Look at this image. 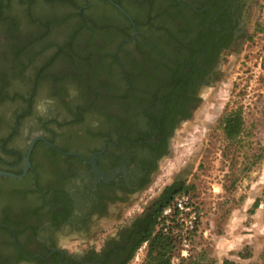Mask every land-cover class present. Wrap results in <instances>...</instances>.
Listing matches in <instances>:
<instances>
[{"label":"flooded vegetation","instance_id":"af4514ba","mask_svg":"<svg viewBox=\"0 0 264 264\" xmlns=\"http://www.w3.org/2000/svg\"><path fill=\"white\" fill-rule=\"evenodd\" d=\"M254 5L86 0L82 14L95 10L97 17L85 14L79 32L108 37L114 54L101 55L106 45L87 37L59 49L72 59L67 74L79 86L57 82L58 115L53 103L35 110L34 97L17 99L15 62L33 48L25 45L28 32L2 12L0 264L129 259L160 206L165 188L156 198L149 194L176 134L222 80ZM18 100L19 108L8 106Z\"/></svg>","mask_w":264,"mask_h":264},{"label":"rangeland","instance_id":"374dc122","mask_svg":"<svg viewBox=\"0 0 264 264\" xmlns=\"http://www.w3.org/2000/svg\"><path fill=\"white\" fill-rule=\"evenodd\" d=\"M253 3L246 35L229 54L222 80L177 132L173 151L149 194L156 198L178 178L190 187L203 221L187 264L226 259L264 264V0ZM85 4L86 0H0V18L4 11L28 32L25 45L33 51L27 59L15 62L13 86L17 99L34 97L35 110L58 103L57 82L64 80L69 88L79 86L67 74L73 62L60 55L61 47L69 43L70 48L73 39L83 37L97 46L101 41L106 48L110 46L108 37H94L89 28L79 32L85 14L97 17L95 10L82 14ZM119 36L115 46L125 38L124 33ZM104 51L101 55L106 58L114 54L110 47ZM21 101L8 106L19 108ZM55 107L58 115L59 107ZM234 114H241L243 127L231 139L225 133V120ZM147 253L148 244L143 243L128 264H145Z\"/></svg>","mask_w":264,"mask_h":264},{"label":"built area","instance_id":"2783aa9c","mask_svg":"<svg viewBox=\"0 0 264 264\" xmlns=\"http://www.w3.org/2000/svg\"><path fill=\"white\" fill-rule=\"evenodd\" d=\"M202 221L203 212L189 192L178 194L165 206L156 230L168 235L174 243L170 264H187L193 254Z\"/></svg>","mask_w":264,"mask_h":264},{"label":"trees","instance_id":"16d2710c","mask_svg":"<svg viewBox=\"0 0 264 264\" xmlns=\"http://www.w3.org/2000/svg\"><path fill=\"white\" fill-rule=\"evenodd\" d=\"M243 127V118L241 114L230 115L225 120V133L228 138H237ZM164 192L162 195V200L160 201V206L157 208L152 217L146 223L144 230L142 232V238L136 245L135 249L131 253L129 259L124 263L128 264L130 260L134 257L136 250L143 244H148V253L145 264H170L171 256L174 251V243L172 239L156 230L158 224L159 216L165 206H167L178 194L183 192H189L190 187L186 185L185 180L175 179L171 184L164 187ZM190 264H198L192 261ZM206 264H239L233 260L226 259L222 263L220 262H208Z\"/></svg>","mask_w":264,"mask_h":264}]
</instances>
